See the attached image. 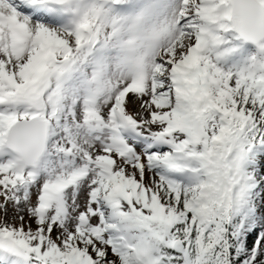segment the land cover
I'll return each mask as SVG.
<instances>
[{
    "label": "snow or ice",
    "instance_id": "6c2138e0",
    "mask_svg": "<svg viewBox=\"0 0 264 264\" xmlns=\"http://www.w3.org/2000/svg\"><path fill=\"white\" fill-rule=\"evenodd\" d=\"M0 264H264V0H0Z\"/></svg>",
    "mask_w": 264,
    "mask_h": 264
}]
</instances>
